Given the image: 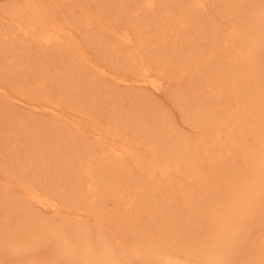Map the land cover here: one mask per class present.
I'll use <instances>...</instances> for the list:
<instances>
[{"label":"bare ground","instance_id":"obj_1","mask_svg":"<svg viewBox=\"0 0 264 264\" xmlns=\"http://www.w3.org/2000/svg\"><path fill=\"white\" fill-rule=\"evenodd\" d=\"M63 2L66 4V6H68V4L70 6H73L74 4V6L79 7V9H82V12L84 13L83 15L85 16H83L82 19H80V16H73L72 14L74 12L72 11V7L68 8L69 16L66 13L67 17H63L65 16L63 14L64 11L62 13L63 16L60 15L61 13L58 14V11L60 9L57 10V7L55 6L51 7L44 4L27 3V10H22L20 5L19 9H15L14 7H10L9 9L6 8V10L8 11L7 13H9V17L12 18V21L16 23L15 25L17 26V28H15L17 35L14 36L13 39H10L8 36L7 45L5 44L7 39L6 34L4 33V31L0 30V57L2 58L1 60L5 62H0V76L5 75L4 67L7 62H12L14 68L12 69L9 67V70L11 71V73H16L15 77H11L13 78L12 80H10L9 78H5V76V80L0 77V95L2 96H0V100L2 105H10L12 107L11 104H14L15 101L21 102L22 100H25L26 103H28L29 105L31 104L32 106L34 105L33 107L36 108H45L46 111L47 109L48 111L49 109L50 111L51 109H53L50 116H55L53 120H50L51 117L49 118V116L46 114L50 120L46 123L44 121L43 123L42 121L38 123L34 121V119H31L26 123L17 124L19 127L15 125L14 128L16 129H12L11 126L10 129L15 133L14 134L11 131L14 134V137H18L17 133L24 131L23 134H21L22 132L19 134L22 137H19V139L21 138L20 140L23 139L24 141V144H22L21 147L19 145L17 146L15 140L14 143H5V141H2L0 138V160L2 157V161H4V163L0 161V170L3 165L7 166L10 169H7L8 175L6 174L4 176H2V172L0 171L2 179L6 183V185H15L14 181L22 182L21 186L17 184L19 187H22V189H17L16 187V189H9L8 187H6L5 192L9 194L5 193L6 198L5 196L3 197L7 200L9 196L12 201L20 197V205L22 206V203L24 204V207L22 208L25 211L27 210V203L31 204L32 209L29 212L32 214L31 219L35 221H41L43 223V225L41 223H39L37 226L34 225L32 229L31 227H29L28 231L31 230V235L37 239V236L42 237L46 232L49 236H56L61 238L62 243L57 245H60L59 248L62 250V254L64 257H68L71 252L68 246L71 249H73L74 247H78L82 254L86 252L95 262H99V264H123L124 261L119 262L118 260L124 255L123 248L118 249L119 247H117V251L116 248L113 247V245L111 246V249H115H112V251L114 250V252H112L110 246H107V244L105 243V241H108V239L110 238L107 237L108 239H106L105 241L102 240L103 244H101L100 238H98V236H94L93 239L90 236L91 233L88 232V226H90L91 224L85 226V230L89 234H82L83 232H85V230L82 232H76V230H74L71 234H69V231L75 229L74 224L71 225L72 229L69 230L67 226L68 220L62 219L63 221H59L58 218L61 217V214L57 212L66 210L67 213H70V211H68L67 209L76 208V212L74 213L82 212L84 216L92 215L91 217L95 223L93 227L99 233L100 229L102 227L104 228L103 223H105L106 218L104 222L101 223V221L105 217H103V215L105 214V212H107L106 209L109 206H106L107 204L109 205V201L117 200V204H115L117 205V207L115 208L119 209L118 212L120 215L125 214V216L129 219V215L127 213H130L134 209L138 208L140 200H143L145 203H141L139 205V207L142 206L140 207V210L143 208L144 210L145 208L146 210L148 208H152V213L153 215L155 214L154 218H150L151 224L157 222V224L162 223V227L170 226L169 228H172L174 227V225L175 227H179L180 229L181 227H183L182 233L185 234H179L174 238H177V244L180 249H184L183 252L185 255H188V251H190L191 256H193L197 260L198 258L203 259V263L205 264H264V210L263 213L261 212L260 217L256 214L258 217L255 216V219L251 215V219L257 221L258 224H255V233L251 235L249 234L251 238L247 237L249 243L245 242L246 240L243 241L244 237L241 238L242 236H240L245 232L246 228H244L243 230H239L241 229L240 227H235L232 225L233 223H231L232 219H234L237 214L239 215L240 209H244L242 208V206L245 205H240L243 199L245 200V203L246 201L248 202L249 200H247L246 196L249 194V192L252 194L254 190H258L259 182L261 180H264V154H262L261 152L258 153L259 150L257 152V150L254 151L253 149V146H259L260 144L262 145V148L264 147V126L262 127L263 131L260 130L261 127H258L260 128L258 129L260 131H251V133L247 137V131H245L246 129H242L245 128L244 125L238 122V120L242 119L244 113H247L248 111L249 112L247 114L245 113V115H248V117L246 118H252V116L256 117L258 111H261V113L263 114L262 116H259L262 118L264 117V94L256 87V85L259 83V79L255 80V73H257L256 55L259 48L260 50L264 48V39H262L257 21L255 20L256 15L249 16L251 14L245 12L247 7H253L257 10H264V0H120L119 2L118 0L117 2L116 0H99V10H102L105 13L110 10H115L114 12L109 13H111L112 17L116 16V20H108L102 15V13L98 14L99 16H95L97 19H99V21H103V23L99 24V30L95 29L93 37L95 38L96 42L92 45H88L89 48H91V51L84 49L83 46H80V44L78 43L81 42V39H83L85 35H77L71 29H66L64 24L70 23L75 27H82L86 32H89V30H93L91 28L92 25L90 24H93L94 17L92 16L93 12L90 14L91 11L90 9H88L89 0H68V3L67 0H64ZM215 13L219 14L218 18H220L221 20L217 21L214 15ZM256 14L257 16H260L258 15V12ZM118 16H120V19L118 18ZM75 17L78 19L76 22ZM109 18H111L110 14ZM113 23L114 25L112 26ZM77 24L79 26H77ZM191 27L192 29H190ZM144 32L148 33L144 34ZM175 33L176 38L173 39V44H170L171 50H169V40ZM194 33L196 37H198L199 35L202 37V34H208L209 40L207 39V41L209 43L213 41L212 38H215V44L213 46L214 49L216 48L218 51H220L223 58H226L227 62L229 61L228 63L226 62L227 64H232V66H235V71L238 72H235V79H231V81L234 79L232 86H230V83L229 86H227L230 88L232 87L235 91H237L235 93V96L237 95V93L239 95L243 94V105L241 101H238V103H240L239 105L241 107L244 106V109L241 110H246L243 114H240V112H238L240 116L242 115L241 117L239 116V118H241L239 119L238 117H236V113H233L229 110L230 107H223V105L219 102V100H221L219 96L221 95V92H219L220 89H215L216 91L214 90V93L211 91L212 93L208 94L207 100H205L204 97L203 101L206 102L209 106L208 109H206L205 107L201 108L199 106L200 110H198L199 112H196L197 109L195 107L197 106H193L196 109H194L196 113L193 110V113H195L192 114L194 115L193 118L192 115H190L191 108L189 109V115L197 123V125L194 126V129H196L195 127L199 129L198 123L202 124L204 128H206V130L208 129V132H204L205 129L201 128L202 132L200 133L202 134V137L209 136L211 132L213 133V138H211L214 143L218 141L220 142L219 144H222L221 141L222 139H225V135L226 138L232 136V140L238 139L239 141L238 142L233 140L235 141V143L238 142L239 144L237 146V150L225 145L226 140L222 141L224 142V144L222 145H225V147L227 146L229 149L231 148L235 151H238L239 149L242 150L240 153L241 156L238 160L236 157L239 153H231L232 150L230 151L228 150V148V152L223 157L226 160H231L230 163H232L233 165L234 162L242 163L241 166H236V170L232 169L234 177L231 176L230 178L231 180H233L231 181L233 183L237 181L239 182L241 180V186H237L236 184V187L233 188L231 187L232 185L227 184V182L226 184H224V182L220 180L222 184H224V187L229 190L228 191L225 188L229 193L226 192L224 195H222L224 197L227 196V199L224 204H221V206L213 208L211 207L210 216L207 218L208 221L205 220V217L203 215V219L201 222L199 214H197L198 212H196V198L198 200L201 192L203 194L204 192L208 191H206L205 187H203V183L204 186H206L208 183L207 181L209 180L206 174L208 171L205 173L202 172L204 171V169H206V166L205 163L201 161V159L205 157L207 152H211L209 151V149H211L214 145L212 144L213 146L211 145L212 147H210V145L206 143V138L202 137V139L200 140H203V142H201L200 140L197 143L193 141L190 142V136L188 137L187 134L186 136H182L176 133L174 131V116L170 114L168 116L169 118H167V113L165 110H163V108L160 110L163 111V113L160 114V112L158 113L155 110L156 106L152 108L151 103L148 106L147 103L149 100V94L147 91L151 89L147 88L148 90H146V93L143 91L144 87H142V85L146 87L151 86L150 88L152 89L155 88V85H157L158 88L159 86L163 87L161 83H158V79H156L155 77L157 74H155V72H158V70L160 74H164L163 76L161 75L162 79L165 75H167L168 72L169 76L174 73L175 76L181 78L182 82L187 78H191L192 74L194 75L195 68H197V71L200 70V68L198 69L199 66L195 68L193 67L195 63V57L198 56L197 54H199L198 52L200 51V46L198 45L199 42L198 40H195ZM20 34L30 39L37 36L36 42L33 43V52H35L38 60H42V57L48 55L64 54L67 50L71 49L74 53L76 63H66L63 66L64 72L62 70L59 71L60 74L54 75V79H51V81L49 82L51 83V86H48V83H45V80L47 79L46 77H41V81L39 78H37L38 81L32 84H21L25 80L23 78L22 71L19 72L21 60L20 51H22L21 44L23 40V36L20 37L21 39H18ZM136 34L141 35L144 38L148 37L147 39H143V41L147 40V42H149V46H147L145 49L146 51L144 49H131L134 44L133 40ZM179 40L181 41V45L178 44ZM216 45L218 46L215 47ZM52 46H56L60 49L55 50L52 48ZM194 48H196L197 51H192ZM7 51L10 52V54H7ZM80 54L81 60L85 62V64L82 66H78L77 64V62H80ZM92 54L94 55L91 56ZM183 55L184 58H187L185 59L187 60V62H185V60L182 58ZM208 55H210V52L208 53ZM217 55L219 54L217 53ZM164 57H169L168 62L158 67L160 60ZM3 58H6L7 62ZM208 59L209 58H207V60ZM198 60L200 59H197L196 61ZM48 61L50 60H44L42 67H47ZM216 61H218L217 58ZM211 62L214 63L213 61ZM200 64L202 65L203 63ZM221 65L224 66V64ZM217 68H219V66L216 67V69ZM175 70H177V72L180 74V77ZM229 71L232 72L231 70H228L227 73H230ZM210 72L212 71L210 70ZM223 73L221 74L222 76L224 74L226 75V73ZM108 74L113 75V77L108 76ZM197 74L198 73H196V75ZM202 74L206 73L202 72ZM229 75L230 74H228V77L226 78H229ZM252 75H254V77ZM199 77L201 76L199 75ZM59 78L60 81H66V89L69 92L67 98L65 97V93H62L60 91L63 89H59L56 86L59 84ZM105 78L109 79L110 81H107V79ZM223 79H225V77H223ZM202 80L203 78L199 81L201 82ZM112 81L113 83L114 81L119 82L121 84V87L123 86L124 89L135 88L140 89V92L137 93L135 100H133L134 98L132 99L134 101L133 106H131L130 109V105L128 107L130 112L128 111V109L127 111H125L124 109L122 111V108H117V106L112 105L116 107L113 109H115V112L119 117L117 115H113V117H115L114 128L111 129V132L108 131L110 133L105 134V130L100 128V123L96 122L97 120L95 121V118L94 116H92L91 111L96 110V112L99 113L104 110V108L100 106L103 104V98L99 96L103 94L102 92L104 91L106 92L107 96H109L107 92L108 89H101L99 87L101 85H105L107 88H109L111 87ZM190 82L187 81L182 83L184 85L183 90L186 91H182V93H180L181 91L176 92L180 94H174L172 96L170 95L168 98L170 99L172 97L178 104L177 106L179 108H181L184 104L187 105L189 102L188 99H191L188 96V99L186 97V94H188V91H190V87L187 88L185 87V85L188 83L189 85L191 83L194 85L196 81L195 83H193V79V81L191 83ZM84 84H87L86 87H82L85 86ZM109 84L110 86H108ZM224 84L226 85L228 83L224 82ZM93 86L97 91L91 92ZM190 86L193 87L192 85ZM81 90L85 94L84 97ZM198 90H201L202 92L207 91H205L204 89V91L202 89ZM162 92L165 94V90H163ZM191 92L189 94H191ZM149 93L151 95V92ZM239 95L237 96L239 97ZM59 96L62 97V99L59 98ZM42 97H44L45 99H42ZM192 100L194 101V99ZM212 101L215 102V105L211 103ZM2 105H0V109ZM68 105L79 110L81 112L80 115L83 113L82 115L86 116L87 112H89L87 117H91V120L87 124L85 122L83 128L79 127L78 125L77 129H80L77 130L74 128L75 130H73L72 126L74 125L72 123H76V121L73 122L70 119H73L74 115L73 117H70V119H68L67 117L70 122L65 119L67 116V109L70 108H68ZM90 105L91 108H88ZM13 107H15V105ZM16 107L19 108L18 106ZM188 107H190L189 104ZM17 108L16 111L13 112H17L18 115ZM185 109L186 108L184 107V110ZM11 110L12 109H10V112ZM84 112H86V114H84ZM0 113H2V111H0ZM4 113H7L6 109L4 110ZM64 113L66 114V116L63 115ZM122 113H124V115ZM182 115L185 116L186 114ZM234 116L236 118H234ZM185 117H187V115ZM13 119L11 120L15 121V118ZM16 119L18 120V118ZM121 119H124L125 121ZM73 120H75V117ZM189 121L191 122L190 119ZM232 122L235 123L232 124ZM262 124H264V120ZM202 125L200 126L202 127ZM235 125L236 127L237 125L243 127L241 128V130H238L239 126L237 129H235ZM53 130L58 131L55 133V131ZM130 130H135L136 133H138V135L136 134L133 139L130 138L131 135H127V132H129ZM236 130H238V133L237 136H234ZM0 132L3 133L4 130L3 132ZM249 132L250 131H248V133ZM12 133L10 134L12 135ZM93 133H95V137H91L92 135L90 134ZM8 134L7 136L5 135L6 139L10 137L8 136ZM189 135H191V133ZM249 137H251V140ZM88 139H93V141H89ZM191 139L194 140L193 137ZM133 142L135 143V149H133V147L129 145V143ZM53 144L57 146L52 152L50 146H52ZM257 146L256 149H258ZM16 147V151L19 150L18 147L22 149V153H20L21 156L19 155V153L17 155L10 150V148L13 150V148ZM201 147L204 150H201ZM40 148H44L45 150L47 148L48 152L46 151L44 154H41ZM199 149L201 150L200 152ZM11 155L12 161L10 162L7 157H10ZM55 155L58 156L55 157ZM218 155L220 156L221 153ZM46 156L50 158L51 162H55L58 171V174L56 175L60 177L56 178L57 180L51 178V180L49 181L48 191H44V188H40L36 186V184L27 185V182L24 180L25 176L37 175L39 173L38 169L47 168V166L44 165L45 161H47ZM208 161L210 162L209 167L212 172L214 170L212 167L215 166L216 169L217 165L220 166V164H222H219V162L221 161H216L214 158L211 161ZM8 162H10L11 167L8 166ZM14 167L15 169H13ZM136 167H139L141 171L142 169L146 170V167L149 168L150 174L147 177V180L138 177L139 172ZM221 167L224 166L221 165ZM30 169L32 170V172L27 173L26 170L28 171ZM243 169L244 171H246V173L243 171L241 172V170ZM18 171H21L20 175L22 174V177H15L16 172ZM238 171L243 173L244 177L250 176L249 180H247L246 178V181H242L243 174H241V176ZM54 173H56V171H54ZM169 174H172L176 177V179L179 180L172 181V179L168 177ZM178 174H180V176H176ZM183 174L185 175L184 177H186L185 179L182 176ZM239 175L241 176V179ZM244 177L243 179H245ZM38 179L41 180L42 184L44 183V180L42 178ZM58 179L61 180L59 181ZM52 181L53 185H50ZM76 182L78 183L76 184ZM221 182H219L220 185ZM70 183L77 186L75 191H73V189L69 190ZM50 187H52L53 190H51ZM13 190L15 192H12ZM138 192L141 194L139 196H136ZM218 194H221V192ZM68 195L72 198H76L78 196L79 200L71 202ZM3 197L1 198L0 196V200L3 199ZM175 199H180V203L176 204L177 200L176 202L173 201ZM69 202L72 203V205H69ZM32 203H36L41 208H44L47 212L57 213L59 217L57 215V217H43L44 214L43 216H41L39 212L37 213L34 211ZM190 203L191 205H189ZM193 203H195V205ZM5 206H9V203L6 201L4 203V208ZM239 206L241 207L239 208ZM96 207H98V209H96ZM191 207L194 210L193 212H190L189 210V208ZM111 211L110 216L114 212L113 211L111 214ZM185 213L190 215L188 219H186L187 217L185 216ZM70 214H72V212ZM194 214L197 215L196 218L194 217ZM114 215L117 216L118 213H114ZM77 216L80 217V215ZM70 220L73 223H79L76 219L73 220V217H71ZM89 220L90 218L86 219L85 221ZM112 220L115 221L114 219ZM13 228L14 232L20 231L18 230V228H20V221L16 220ZM177 229L173 231L179 233ZM136 230H139V228H136ZM113 234H111V236H113ZM160 234L161 233H159L158 235ZM99 235H101V233ZM238 235L240 236V238ZM165 238L166 237L164 235L160 236V239L159 237H157L155 239L156 241L154 242V245L161 243L165 240ZM116 240L117 239H115L114 241L117 243ZM112 242L108 244L110 245L112 244ZM231 243L234 244L232 245ZM99 244H101V246H99ZM192 244H194L195 246H193ZM236 244L238 245L236 246ZM239 244L242 245L238 250ZM122 249L123 251H119ZM199 255L202 257H200ZM101 256L103 257L100 258ZM236 256L238 258H235ZM231 257H233L232 260ZM184 262L186 264H193L192 262ZM0 264H5L1 258Z\"/></svg>","mask_w":264,"mask_h":264},{"label":"rangeland","instance_id":"obj_2","mask_svg":"<svg viewBox=\"0 0 264 264\" xmlns=\"http://www.w3.org/2000/svg\"><path fill=\"white\" fill-rule=\"evenodd\" d=\"M63 1L64 0H0V30L4 31V33L6 34L7 39H6L5 44L6 45L8 44V36H9L10 39H13V37L17 35L16 34V30H15V28H17V26L15 25L16 23H14L12 21V18L9 17V13H7L8 11L6 10V8L9 9L10 7H14L15 9H19V5H20L21 8H22V10H27L28 9V7L26 6L27 3H31V4H44V5H48V6H51V7H54L55 6V7H57L56 8L57 10L60 9L59 10L60 12L58 11V14L61 13L60 15H62V16L64 14L65 16H63V17H67V14L69 13V10H68L69 7H72V11L74 12V13L72 12L73 13L72 14L73 16L74 15L77 16V17L80 16V19H82L83 16H85V15H83L84 13L82 12V9H79V7L74 6L73 3H72L73 6L72 5L70 6L69 4H68V6H66V4ZM71 1H76V0H71ZM98 1L99 0H89L88 9H90V11H91L90 14L93 12V15L92 16L94 17L93 24H90V25H92L91 28L93 30H89V32H86L85 29L82 28V27H75V26L71 25L70 23H64L66 29H71L73 32H75L79 36H84L85 35V37L83 39H81V42H78V43L80 44V46L82 45L84 49L90 50V51H91V48H89L88 45H92L93 43L96 42L95 38L93 37V35L95 33V29L99 30L98 29L99 28V24L100 23H103V21H99V19H97L95 16L102 13V15L104 17H106L108 20H112V19H115L116 20V16L112 17L111 13H109V12H114L115 10L113 9L114 11H111L110 10V11H107L106 13L104 11H102V10H99V8H98ZM119 1L120 0H118V2ZM109 2H111V1H109ZM116 2H117V0H116ZM67 3H68V0H67ZM98 10L101 11V12H99ZM63 11H64V13H63ZM97 12H99V13H97ZM245 12L248 13V14H251L249 16L256 15L255 16V20L257 21V25L259 27V30H260L262 39H264V10H260V9L257 10L256 8H253V7L252 8L247 7V9L245 10ZM257 12H258V15H260V16H257V14H256ZM109 14H110V17L111 18H109ZM214 15H215L217 21L221 20L220 18H218V16H219L218 13L217 14L215 13ZM68 16H69V14H68ZM118 18L120 19V16H118ZM212 19H214V18H212ZM77 20L78 19L75 17V22ZM97 22H98V24H97ZM113 25H114V23L112 24V26ZM77 26H79V25L77 24ZM190 29H192V27ZM148 32H150V31H148ZM148 32H146V33H148ZM146 33L144 32V34H146ZM207 35H203L202 34V37L199 35L200 36V38H199V36L196 37L195 36V33H194L195 40H198V42H199L198 45L200 46V51L198 52L199 54H197L198 56L195 57V63L193 62L194 61L193 59H192L193 60L192 62L194 63V66L193 67L195 68V67H198L199 66L198 69L200 68V70L197 71V68H195V72L198 73V74L196 75V73L193 70V72H194V75L192 74L193 77L191 76V78H187L185 81H183V82H187V81H189V82L191 81L192 82L193 79H194V82L193 83H195V81H196V83L194 85L190 82L191 83L190 85H192L193 87H191L189 85V83L185 85V87H187V88L190 87V89H189L190 91L187 90L188 91V94H186V97L188 96L189 98H191V99H188V97H187V99L189 101L188 104H189L190 107H188V104L187 105L186 104H184V105L181 104L183 106L181 108H179L177 106L178 104L176 103V101L172 97L170 99H168L170 95L171 96L174 95V94L178 95V94L182 93V91H186V90H183L184 85L182 84L183 82H182L181 78H178V76H175L174 73H172L169 76V74L167 72V75L169 76V78H168L167 75H165L163 77V79H162V76L164 74L163 75L160 74L159 73V70H158V72L157 71L155 72V74L157 73L155 77H156V79H158V83H161L163 85V87H160L159 86V88H158L157 85H155V88H153L154 89L153 90L152 88H150L151 86L150 87L149 86L146 87V86L142 85V87H144L143 88V91L144 92H146V90H148V89H151V90L147 91L148 94H149L148 95L149 96V98H148L149 100H148V103H147L148 106L150 105V103L152 105V108L154 106H156L155 107V110L158 113L160 112V114L163 113V111H160L163 108V110H165L166 113H167L166 114L167 115L166 116L167 118H169L168 116L170 114L172 116H174L173 117L174 118V123H175V129H174V131L176 133H178L179 135H182V136H186V134H187L188 137L190 136V142L193 141V142H196L197 143L200 139L206 138V140H207L206 143L208 145H210V147H212L214 145L211 148L212 150L209 149V151H211V152L210 153L207 152L208 154L206 153L205 157L203 159H201V161H203L205 163V166H206V169H204V171H202V172L205 173V172L208 171L206 174H207V178L209 180L207 181L208 183H207L206 186H204V183H203V187H205V190L206 191L208 190V191L207 192H204L203 194L201 192L198 200L196 198L197 205H195L196 202L193 203L195 206H197L196 212H198L197 214H199L200 222L203 219V215L205 217V220H207V218L210 216L211 207L213 208V207L221 206V204H224L225 203V201L227 199V196L224 197L222 195H224L227 192V190H228L226 187H224V184H226V182H227V184L232 185L231 187H233V188L236 187L235 186L236 184H237V186L238 185L241 186V184H240V181L241 180L239 182L237 181V182H234L233 183V182H231L233 180H231L230 178H231V176L234 177L233 176L234 173L232 171L233 170H236V168H237L236 166L239 167V166H241L242 163L241 162H234V165H233L232 163H230L231 160L229 161V160H226V159L223 158L224 155L228 152L227 151V148H228L227 146L232 147V149H236L237 150V146L239 145L238 144L239 141H238L237 137H236L237 140L233 139L235 141H238L237 143H235V141L232 140V136H229V138L228 137L226 138V135H225V139H222V141L223 140L224 141L225 140L227 141V142L225 141V143H226L225 145H227L226 147H225V145L224 146L222 145V144H224V142H222V141H221L222 144H219L220 142H218V141L214 143V141L212 140L213 133H211L210 131H209L210 132V134H209L210 138H209V136L202 137V134L200 132H202L201 131V128L203 129L204 126L202 124L198 123L200 130L197 127H195L196 129H194V126H196L197 123H196V121L194 119H192L193 116H194L192 114H195L196 112H199L198 110H200L199 109L200 107L201 108L202 107H205L206 109H208L209 106L207 105L206 102L203 101V99L205 97V100H207L208 94L209 93H212V92L214 93V90L215 89L216 90H219L220 89L219 92H221V95L218 94L220 96V99H221V100H219V102L223 105V107L224 106L230 107L229 110L232 111L233 113H236V117L239 118L240 114H243L244 111H246V110H241V109H244V106L241 107L239 105L240 103H238V101H241V103L243 105V102H242L243 94L240 93L241 95H239L237 93V95H239V97L237 95L235 96V93L237 91H235L232 87L231 88L228 87L229 86V83L231 84L230 86H232L233 80L235 79V76H236L235 75V72H238V71H235V68H234L235 66H232V64H227L229 61L227 62L226 58H223V56H222V54H221L220 51H218L216 48L214 49L213 46L215 44L214 43V39L215 38H212L213 41L210 42L211 43L210 44L207 41V39L209 40V38H208L209 35L208 36ZM22 36H23V40H22V44H21L22 45V51H20V53H21L20 54V56H21L20 59L21 60H20V69H19V72L22 71L23 78H24L25 81L22 82L21 84H32V83H35V82L38 81L37 78H39L40 81H41L42 80L41 77H46L47 79L45 80V83H48L47 85L48 86H51V83H49V82L51 81V79H54L53 78L54 75L60 74L59 71L62 70L64 72V67L63 66L66 63H71V64L76 63L75 62V58H74L75 57L74 56V53L72 52L71 49L67 50L64 54H60V55H58V54L48 55V56L42 57L41 58L42 60H38L37 59V56L35 55V52H33V46H34L33 43L36 42L37 36L35 38L30 39V38H26L24 35L20 34V36H19L18 39H21L20 37H22ZM210 36H211V34H210ZM147 38H144L143 36L136 34V36L134 37V40H133L134 41V44L131 47V49H140V50H143L144 49L145 50L146 47L149 46V42H147V40L146 41H143V39H147ZM174 38H176V33L169 40V47H170L169 50H171L170 44H173L172 41H173ZM180 40L178 41V44L181 45V41ZM211 46H212V48H211ZM217 46L218 45H216L215 47H217ZM30 47H31V49H30ZM52 48L55 49V50H59L60 49V48H58L56 46H52ZM211 49L212 50L214 49L213 52H212ZM194 50H196V48H194L192 51H194ZM209 52H210V55H208ZM214 52H215V54H214ZM217 53L219 55H217ZM7 54H10V52L7 51ZM211 54H212V56H211ZM6 55H5V57H6ZM64 55H66V56H64ZM93 55L94 54H92L91 56H93ZM209 56L210 57H214L215 59L214 58H210ZM203 57H205L206 59L203 58ZM76 58H77V56H76ZM182 58L184 60L187 59L186 57L184 58V55H183ZM207 58H209V59L207 60ZM216 58H217L218 61H216ZM1 59L2 58L0 57V62L1 61L4 62ZM3 59L7 62L6 58H3ZM47 59L50 60V61H48V66L47 67H42L43 66V61L44 60L47 61ZM197 59H200L202 62L200 60L196 61ZM256 59H257V62H256L257 73H255V75H256L255 80L256 79H259V83L256 85V87L259 89V91H261L264 94V48H262L261 50H260V48L258 49L257 55H256ZM168 60H169V57L162 58L160 60L159 64H158V67L160 65L164 64V63H167ZM211 61H213L214 63H212ZM185 62H187V60H185ZM218 62H219V64H218ZM200 63H203L202 65H204V66H202ZM77 64H78V66H82V65L85 64V62L83 60H81V54H80V62H77ZM183 64H184V62H183ZM221 64H224V66H222ZM217 65L219 66V68H223V69H219V68L216 69V67H218ZM220 65H221V67H220ZM225 65H226V67H225ZM9 67L12 68V69L14 68L12 62L11 63H8L7 62V64H5V67H4V74L5 75L4 76H5V78H9L10 80H12L13 78H11V77L12 76L15 77L16 76V73H11V71L9 70ZM167 67H169V66H167ZM210 68H212V69H210ZM226 69L231 70L232 72L229 71L230 73H227L228 70H226ZM84 70H86V69H84ZM210 70L212 72H210ZM175 71L177 72V70H175ZM202 72L203 73H206V74L208 72L209 75L208 74L207 75L206 74H202ZM223 72L226 73L227 76ZM222 73L225 76L224 75L222 76L221 75ZM228 74H230L229 75V78H226V77H228ZM159 75H160L161 78L159 77ZM199 75L201 77H199ZM4 76H0V77L3 78V80H5ZM108 76H112L113 77V75H111V74L110 75L108 74ZM195 76H196V78H195ZM221 76H222V78H221ZM252 76L254 77V75H252ZM179 77H180V74H179ZM223 77H225V79H223ZM202 78H203V80L200 82L199 80H201ZM232 78H234V79L231 81ZM105 79H107V78H105ZM107 81H110V80L107 79ZM224 82L225 83H228V84L225 85ZM118 83L119 82H115V81L113 83V81H112L111 82V87H109V88H107L105 85H101L99 87L101 89H108V91L107 90L106 91L108 92V95L110 97L107 96V94H106L105 91L102 92L105 96L103 94H101L99 97L103 98L102 99L103 100V104L100 105V106H102L104 108V110H103L104 112L102 111V112L97 113L96 110H93V109H92L93 111H91V114H92V116H94L95 121L97 120L96 122L100 123V125H101L100 128H102L103 130H105L104 131L105 134L110 133L111 132V129L114 128V125H115V117H113V115H115V116L117 115L118 116V114L115 112V109H113V108H116V107H114L112 105L117 106V108H119V107L122 108V111H123V109L125 111H127L129 105H130L129 109L131 108V106H133V102H134L133 100H135L137 93L140 92V89H135V88H134L135 90L134 89H131V88H125L124 89L123 86L121 87V84L120 83L118 84ZM36 85H37V83H36ZM81 85H83V84H81ZM86 85L85 86H82V87H86ZM34 86H35V84H34ZM56 86L59 89L60 88L63 89V90H60V91L62 93H65V97L67 98L69 92L66 89V87H67L66 86V81L65 82L60 81V78H59V84L56 85ZM108 86H110V84ZM202 87H204V88H202ZM95 89L96 88L93 86L91 92L97 91ZM192 89H193V91H192ZM198 89H202V90L204 89L205 91L206 90L207 91L206 92H202L201 90H198ZM163 90H165V94L162 92ZM179 91H181V92L180 93H176V92H179ZM149 92H151V95H150ZM190 92H191V94H189ZM84 95L85 94L83 92V97H84ZM134 95H135V97H134ZM192 95H194V96H192ZM195 96L198 97V98H196ZM88 97H89V95H88ZM192 97H194V98H192ZM59 98L62 99V97H60V96H59ZM199 98H200V100H199ZM201 98H202V100H201ZM42 99H45V98L42 97ZM192 99H194V101ZM72 100H74V99H72ZM21 102H22V104H21ZM21 102L20 101L19 102L18 101L17 102L15 101L14 104L13 103L11 104L12 107L10 105H9L10 106L9 107V106H6V105H2L1 100H0V105H2V107L0 109V111H2V113H0V127L2 126L0 128V131L3 132V130H4L3 133L0 132L1 133L0 134V138H1L2 141H5V143H7V142L14 143V140H15L17 146L19 145L20 147L22 146V144H24L23 139L20 140L22 138L21 135H19L22 131L19 132V133H17L18 134V137H14V134L15 133L10 129L11 126H12V129H16V128H14L15 125L26 123L27 121H29L31 119H34V121H36L38 123L40 121H42V123H43V121L46 123V122H49L50 120H53L55 118V116L54 117L53 116L52 117L50 116L51 115V111H53V109H51V111H50V109H49V111L47 109V111H46L45 108L44 109H40L38 107L37 108L36 107H33L34 105L33 106L31 104L29 105L28 103L25 102V100H22ZM192 103H193V105H192ZM211 103L215 105V102L214 101H212ZM14 105H15V107H13ZM23 105H25V106H23ZM71 105H73V104H71ZM134 105H136V104H134ZM16 106H18L19 108H17ZM193 106L194 107L197 106V107H195L197 109L196 112H195L196 109ZM139 107H142V106H139ZM184 107L186 108L185 109L186 111L184 110ZM3 108L6 109V112H7L6 114L4 113V110L5 109H3ZM9 108L12 109L11 112H10V109ZM16 108H17V111H18V115H17V112H13V111H16ZM68 108L69 109H67V113H66L67 116H66L65 113L63 115L66 116V118H65L66 120L70 119V117H73V115H74L75 120H73L74 117H73V119L71 118L70 120L73 121V122L76 121V123L74 122L72 124L74 126H77V127H74L71 124V126L73 127L72 128L73 130L77 129L78 128V125H79V127L83 128L85 122L87 124L91 120L90 119L91 117L90 118H89V116L87 117V115H88L89 112H87V115L85 116V115H82L83 113L80 115L81 112L79 110H77L76 108L72 107V106H69L68 105ZM88 108H91V105ZM190 108H191V110H190L191 112L189 111ZM74 109H76V110H74ZM98 109H100V108H98ZM129 109H128V111H129ZM42 110L45 111V112H43ZM193 110H194L195 113H193ZM78 111H79V113H78ZM9 112L10 113L13 112L14 114L12 113L13 114L12 115ZM68 112H69V114H68ZM189 112H190V115H192V118L189 115ZM238 112H240V114ZM258 112H257L256 117L252 116V118L251 117L246 118V117H248V115H245V113H246L245 112L244 113V116L242 117V119L239 118L241 120H238V122H240V124L244 125L245 128H242L243 126L240 127L239 125H237V127H236V125H235V129H237L238 126H239L238 130L239 129L241 130V128L243 130L246 129L245 131H247V134H246L247 137L251 133V131H253V132L260 131V130L263 131L262 127L264 126V124H262V122L264 120V117L263 118L260 117V116L263 115L261 113V111H258ZM3 113H4V115H3ZM1 114H2V116H1ZM46 114L49 116V118L51 117L50 120H49V118H48V116ZM75 114H77V115H75ZM84 114H86V112H84ZM93 114H95L96 116L93 115ZM122 114L124 115V113H122ZM182 114H186L187 117H185L186 115L183 116ZM5 116H7V117H5ZM106 116H107V118H106ZM67 117H68V119H67ZM111 117L114 118V119H112ZM236 117L234 116V118H236ZM10 118L11 119L15 118V121H13L14 119L11 120ZM16 118H18V120ZM6 119H8V120H6ZM109 119H110V121H109ZM189 119L191 120V122L189 121ZM70 120H68V121L70 122ZM121 120L125 121L124 119H121ZM194 123H196V124H194ZM234 123L235 122H232V124H234ZM8 125H10V126H8ZM200 125H202V127ZM17 127H19V126L17 125ZM108 127H110V128H108ZM258 127H261V129L258 128ZM1 129H3V130H1ZM79 129H77V130H79ZM204 129H205L204 132H208V129L207 130H206V128H204ZM258 129H260V130H258ZM238 130H236L234 136H237ZM53 131H55V130H53ZM57 131L58 130H56L55 133ZM108 131H110V132H108ZM248 131H250V132L248 133ZM23 132L21 134H23ZM10 133H12V135ZM97 133H98V131H97ZM190 133H191V135H189ZM7 134H8V136H10L9 138L7 137L8 139H6ZM128 134L131 135L130 138H132V139L135 137L136 134L138 135V133H136L135 130H130L129 132H127V135ZM197 134H198V136H197ZM90 135H92L91 137H95V133L90 134ZM182 136H181V138H182ZM19 137H21V138L19 139ZM192 137L194 138V140L191 139ZM174 138H172V139H174ZM249 138L251 140V137H249ZM89 141H93V139L92 140H89ZM169 141H172V140H169ZM200 141L203 142V140H200ZM208 141H209V143H208ZM129 145L132 146L133 149H135V143L134 142L133 143H129ZM56 146L57 145H54V144L52 146H50V149L52 150V152H53V150L55 149ZM234 146H235V148H234ZM256 146H253L254 151L257 150V152H258V150H259L258 153L261 152L262 154H264V147L262 148V145L260 144L259 146H257L258 149H256ZM20 147H18L19 150H17L19 152L16 151L17 147L16 148H13V150L10 148V150L13 153L17 154V155L19 153V155L21 156L20 153H22V149H20ZM214 147H215V149H214ZM200 149L202 150L203 148L201 147ZM200 149H199V152L201 151ZM232 149L231 148L230 149L228 148V150H230V151ZM46 151L48 152L47 148H46V150L44 148L43 149L40 148V153L41 154H44ZM241 151H242L241 149H239L238 151L232 150L231 153H233V152L236 153L237 152V153L240 154ZM223 152H225V153H223ZM220 153H221V155L219 156L218 154H220ZM215 154H217V155H215ZM239 154H237L238 155L236 157L237 160L241 156V154L240 155ZM56 156H58V155H55V157ZM209 156H210V158H209ZM11 157H12V155L10 157H7V159L10 162L12 161V158ZM213 158L216 161H221V162H219V164L220 163H222V164H220V166L217 165L216 169H215V166L212 167L215 170V171L213 170V172H212L211 169H210V167H209V163L210 162L208 160L211 161ZM46 160L47 161H45L44 165H46L47 168L38 169L39 173L37 175H35V176L34 175H28V176H25L24 177V180L27 182V185L36 184V186H38L40 188H44V191H46V190L48 191L49 190V188H48L49 181L51 180V178H53L55 180H57L56 178H60V177H58V175H56V174H58V171H57L55 162H51L49 157H47ZM0 161H2V157H1V160ZM49 161H50V163H49ZM2 162L4 163V161H2ZM10 162H8V166L9 167H11ZM212 162H211V165H212ZM223 163H225V164L227 163L226 166H228V167H226L225 164H223ZM221 165L224 166V167H221ZM136 168L138 169V172H139V176L138 177L147 180V177L150 174L149 173V171H150L149 168L146 167V170L142 169V171L140 170L139 167H136ZM228 168H230L231 170L228 169ZM7 169H9V168L7 166H5V165H3V167H1V170L0 171L2 172V176H4V175L7 174ZM13 169H15V167ZM54 171H56V173H54ZM242 171L246 173V171H244V169L241 170V172ZM20 172L19 171L16 172V176L15 177H18V178L19 177H22V174L20 175ZM26 172L27 173H30V172H32V170L31 169L28 170V171L26 170ZM241 172H239L240 175L243 174ZM209 175H210V177H209ZM2 176L0 174V196H1V198L3 196H5V193L6 194H9V193L5 192V188L6 187H8L9 189H12V188H14V189L21 188L22 189V187H19L18 186V185L21 186L22 185V182H20V181H14V184L15 185H10V184L9 185H6V183L2 179ZM176 176H180V174H178ZM182 176L184 177L185 175L183 174ZM241 176H240V179H241ZM245 176H248V175H245ZM168 177L170 179H172V181L179 180V179H176V177L173 176L172 174H169ZM243 177H244V174H243ZM243 177H242V181H246V178H247V180H249V177L250 176L244 177L245 179H243ZM38 178H42L44 180V183L42 184L41 180L38 179ZM185 178L186 177H184V179ZM220 180H222V182H224V184H222V182ZM78 182H79V180H78ZM78 182H76V184ZM193 182H194V180H193ZM193 182H192V186H193ZM219 182H221V185H220ZM51 184L53 185V181L50 183V185ZM50 188H51V190H53L52 187H50ZM76 188H77L76 185H74L72 183L69 184V190H72L73 189V191H75ZM258 188L259 189L258 190L256 189V191L254 190L252 192V194L250 192H249L248 195L246 194L247 195L246 196L247 197V200H249V201L248 202L246 201V203H245V200L243 199V201L240 203V205H245V206H242V208H244V209H240V211L241 210H243V211H241V213L239 211V215L237 214V216L234 219H232V221H231V223H233L232 224L233 226L240 227L241 228L239 230H243L244 228H246L245 229V232L243 234L240 235L239 233H241V232H239L238 234L240 236H242L241 238L244 237L243 241L246 240L245 242H248V243H249V240H248L247 237H250L251 238L250 235L253 234V233H255L254 232V230L256 229L255 228L256 227L255 224H258L257 221L254 220L255 219V216L256 217H258V216L260 217L261 212L263 213V210H264V199H263L264 198V180H261L259 182V187ZM12 192H15V191L13 190ZM220 192H221V194H218ZM227 193H229V192H227ZM140 194L141 193L138 192L136 196H139ZM68 197H69V199H70L71 202L72 201H78L79 200L78 196L76 198H72V197H70L68 195ZM246 197H245V199H246ZM5 198H6V196H5ZM3 200H5L6 202L9 203V206H5L6 209L4 208L5 201H3ZM176 200L177 199H175L173 201L176 202ZM116 201L117 200H115V201H112L111 200V201H109V205L107 204L106 207L109 206L110 209L108 207L106 209V211L108 213L105 212V214L103 215V217L104 216L105 217L102 219L101 223L105 221V218H106V221H105V223H103L104 224V228L101 226L102 228L100 229V232L99 233L93 227L95 225V223H94V220L91 217L92 215L84 216V214L82 212L81 213H74V212H76V208L75 209H71V208L67 209L68 211H70V213L72 212V214L67 213L66 210L57 212V213H60L61 214L60 215L61 217L58 218V220L59 221H63L62 219L68 220L67 226H68V229L69 230L72 229L71 225L74 224L75 229L69 231L68 232L69 234H71L74 230H76V232H78V231L82 232V231H84L86 229V227H85L86 225H90L91 224L90 226H88V228H89V231L88 232L91 233L90 236L93 239H94V236H98V238H100L101 244H103V241L102 240L105 241L106 239L110 238V239H108V241L106 240L107 242L105 241V243L107 244V246H110V249H111V246H113V245H114L113 247H115L117 251L120 248H123L124 249V255L122 257H120V259H118L119 262L120 261H124L123 264H186L184 261H187V262H190V263L192 262L193 264H200V263L201 264H205V263H203V259H199L198 258V260H197L196 258H194L193 256H191V253L188 250H187L188 251V255H185L184 252H183L184 249H180V247L178 246L177 241H176L177 238H174V237L178 236L179 234H185V233H182L183 232V227H181V229L179 227H175V225L172 228H169L170 226L169 227H167V226L162 227V223H158L157 224V222L151 224L150 223V221H151L150 218H154L155 214L153 215V213H152V210L153 209L152 208H150L151 210L149 208L147 210H146V208H145V210H144V208L140 210V207H142V206L139 207V205L141 203H145L143 200H140V204L138 205V208L134 209L130 213H127L129 215V219H128L125 216V214L124 215H120L119 214V212H118L119 209L118 208H115V207H117V205H115V204H117ZM189 201H191V200H189ZM0 202H1L0 203V229H1L0 230V252H1L0 253V258L3 260V262L5 264H99V262H95L91 258V256H89L86 252H84V254H82L78 247H74L73 249H71L68 246V248L71 250V252H70V254H69L68 257H64L63 254H62V250L59 248L60 245H57V244H61L62 243V239L59 238V237L49 236L48 233H46V232H45V234L42 237L37 236V239L34 236H32L31 235V230L28 231V228L31 227V229H32L34 225L37 226L39 223H41L43 225V223L41 221H35V220H32L31 219L32 218V214L29 213L31 211V209H32L31 208V204L27 203V210L26 211L23 210L22 207H24V204L22 203V206L20 205V197L18 199L14 200V201H12V199H10L9 196H8L7 200L4 199V197H3V199H1ZM178 203H180V199L177 200L176 204H178ZM69 205H72V203L69 202ZM189 205H191V203ZM32 207H33L34 211L37 212V213L39 212L41 214V216H43V214H44L43 217H47V216L48 217H50V216L53 217V216H56L57 215V213L45 211L44 208H41L36 203H32ZM240 207L241 206H239V208ZM249 208H251V209H249ZM96 209H98V207H96ZM96 209H94V210H96ZM111 210H113L114 212L111 211ZM189 210H190V212H193L194 211L192 207L189 208ZM110 211H111V214L113 212V214L111 215L112 217L110 216ZM116 212L118 213L119 216L118 215L117 216L114 215V213L117 214ZM8 213H10V214H8ZM66 213L69 214V215H67ZM195 214H194V217L196 218L197 215H195ZM77 215H80V217H78ZM244 215H246V216H244ZM251 215L254 217L253 220L251 219ZM185 216L187 217L186 219H188V217H190V215H188V214H186ZM71 217H73V220L76 219L79 223H73L70 220ZM10 218H12V219H10ZM88 218H90V220L89 221H85ZM107 218H111V219H107ZM112 219H114L115 221H113ZM16 220L20 221V228L22 229L21 230L20 228H18V230H20L18 232H16V231L14 232V228H13V225L15 224ZM126 223H127V225H126ZM1 225H2V227H1ZM241 225H243V226H241ZM45 226H46V223H45ZM196 227H197V225H196ZM136 228H139V230H136ZM176 229H177V231H179V233L178 232L176 233V231L175 232L173 231V230H176ZM11 230H13V231H11ZM88 232H86V230H85V232H83L82 234L88 233ZM100 233H101V235H99ZM159 233H161V234L158 235ZM111 234H113V236H111ZM162 235H164L166 237L165 240L162 241L161 243H158L157 245H154V242L156 241L155 239L157 237H159V239H160V236H162ZM110 236L112 238H114V239H112ZM240 236H239V238H240ZM115 239H117L116 240L117 243L114 241ZM38 241H40V242H38ZM112 241H114V242H112ZM111 242H112V244L109 245L108 243H111ZM189 242H190V240H189ZM101 244H99V246H101ZM231 244L233 245L234 243H231ZM192 245L195 246L194 244H192ZM237 245L238 244H236V246ZM241 245L239 244L238 250L241 248L240 247ZM124 246H125V248H124ZM171 246H172V248H171ZM117 247H119V248L117 249ZM115 248H112V249H115ZM112 249H111V251H112ZM123 249L122 250H119V251H123ZM112 252H114V250ZM102 257L103 256H101L100 258H102ZM200 257H202V256H200ZM232 258L233 257H231V260H232ZM235 258H238V257L236 256ZM184 259H186V260H184Z\"/></svg>","mask_w":264,"mask_h":264}]
</instances>
